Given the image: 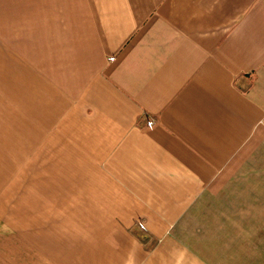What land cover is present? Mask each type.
Instances as JSON below:
<instances>
[{"label": "crops", "instance_id": "obj_1", "mask_svg": "<svg viewBox=\"0 0 264 264\" xmlns=\"http://www.w3.org/2000/svg\"><path fill=\"white\" fill-rule=\"evenodd\" d=\"M0 264H264V0H0Z\"/></svg>", "mask_w": 264, "mask_h": 264}, {"label": "built area", "instance_id": "obj_2", "mask_svg": "<svg viewBox=\"0 0 264 264\" xmlns=\"http://www.w3.org/2000/svg\"><path fill=\"white\" fill-rule=\"evenodd\" d=\"M147 123H150V121H147Z\"/></svg>", "mask_w": 264, "mask_h": 264}]
</instances>
